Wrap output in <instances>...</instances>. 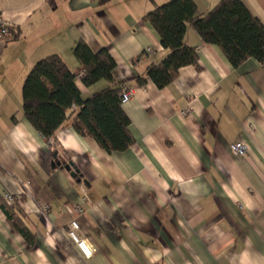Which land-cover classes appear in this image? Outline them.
Returning a JSON list of instances; mask_svg holds the SVG:
<instances>
[{"label": "crops", "instance_id": "1", "mask_svg": "<svg viewBox=\"0 0 264 264\" xmlns=\"http://www.w3.org/2000/svg\"><path fill=\"white\" fill-rule=\"evenodd\" d=\"M167 1L0 0L16 34L0 39V201L19 197L8 206L31 234L13 231L0 207V264H264V68L254 58L233 67L188 24L198 69L181 67L163 88L138 85L167 54L142 18ZM193 1L204 15L219 0ZM241 1L264 24V0ZM79 38L105 48L116 84L131 90L121 106L134 142L124 152L107 153L69 121L47 140L23 116L30 68L58 54L78 73ZM77 86L88 96L107 83ZM236 142L243 157L230 150ZM83 192L78 233L95 248L90 258L67 236Z\"/></svg>", "mask_w": 264, "mask_h": 264}, {"label": "trees", "instance_id": "2", "mask_svg": "<svg viewBox=\"0 0 264 264\" xmlns=\"http://www.w3.org/2000/svg\"><path fill=\"white\" fill-rule=\"evenodd\" d=\"M109 1L97 0L99 5ZM142 19L154 28L167 54L136 76L138 85L150 80L163 88L177 77L181 67L198 69L197 50L184 41L188 24L202 42L216 45L233 67L254 58L264 68V24L241 0H219L204 15L197 14L193 0H168ZM9 36L16 37L10 27L3 38ZM72 54L84 73L83 85L90 87L105 81L107 86L84 96L77 86L76 74L64 60L58 54L44 56L30 68L23 81V116L47 140L69 121L78 135L93 139L107 153L126 151L134 140L129 131L130 120L121 106L122 89L113 77L116 66L113 57L105 48L94 51L83 38L77 40ZM0 207L11 229L29 239L31 234L15 208L1 201Z\"/></svg>", "mask_w": 264, "mask_h": 264}, {"label": "built area", "instance_id": "3", "mask_svg": "<svg viewBox=\"0 0 264 264\" xmlns=\"http://www.w3.org/2000/svg\"><path fill=\"white\" fill-rule=\"evenodd\" d=\"M7 32H8V25L6 24L4 20L0 18V39H2L3 36ZM146 51L149 52L150 50L147 49ZM83 76H84V73L82 71H79L78 73H76V83H82ZM131 94L132 93L130 89H122L120 92L121 103H124L127 100H129L131 97ZM187 112H188L187 109L183 110L182 114H185ZM230 150L234 155L243 157L246 152V146L242 142H236L230 145ZM2 198L8 205H11L19 201L18 196L14 194H10V193H3ZM82 199L84 201V205H77L72 210L74 215L72 216V218L70 219L68 223L67 236L71 240V242L74 243V245L77 247V249L79 250V252L84 258H90L93 255L95 248L93 244L87 238L80 236L78 233L79 228H80V225H79L80 216L85 212L87 208V205H86L87 197H86L85 192H83ZM42 210L44 212H48L49 206L43 205Z\"/></svg>", "mask_w": 264, "mask_h": 264}, {"label": "water", "instance_id": "4", "mask_svg": "<svg viewBox=\"0 0 264 264\" xmlns=\"http://www.w3.org/2000/svg\"><path fill=\"white\" fill-rule=\"evenodd\" d=\"M57 164H59V162ZM63 166L67 171H69L71 177L75 178L79 174L78 169L74 166L71 161H68ZM80 180L81 179L79 176V178H77V181L79 182Z\"/></svg>", "mask_w": 264, "mask_h": 264}]
</instances>
